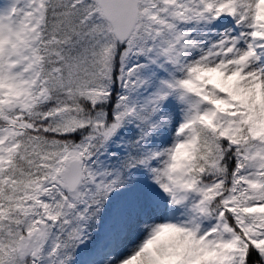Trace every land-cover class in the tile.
<instances>
[{
    "label": "snow or ice",
    "instance_id": "obj_1",
    "mask_svg": "<svg viewBox=\"0 0 264 264\" xmlns=\"http://www.w3.org/2000/svg\"><path fill=\"white\" fill-rule=\"evenodd\" d=\"M0 264H264V0H0Z\"/></svg>",
    "mask_w": 264,
    "mask_h": 264
}]
</instances>
